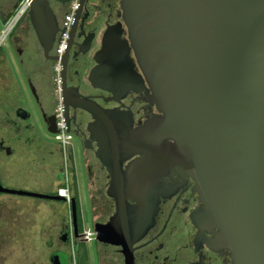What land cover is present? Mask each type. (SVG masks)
<instances>
[{"label": "water", "instance_id": "95a60500", "mask_svg": "<svg viewBox=\"0 0 264 264\" xmlns=\"http://www.w3.org/2000/svg\"><path fill=\"white\" fill-rule=\"evenodd\" d=\"M86 1L79 0L65 52L55 56L49 51L59 23L49 0H29L28 9L43 55L62 65L65 122H76L77 109L92 117L86 129L110 169L107 193L116 204L105 226L127 231L133 214V240L140 238L156 209L149 194L157 176L150 170L179 164L196 180L202 217L219 229L235 264H264V0H119L122 22L106 26L87 73L92 86L118 103L113 108L80 96L66 82L67 53L77 45L70 40L81 34L75 31L83 27ZM139 85L151 91L161 115L135 129L120 106ZM22 111V118L30 114ZM40 112L46 130L55 133V114ZM140 154L147 157L130 159ZM0 191L66 199L1 184ZM128 198L139 203L135 212ZM96 232L102 238L98 226Z\"/></svg>", "mask_w": 264, "mask_h": 264}, {"label": "flooded vegetation", "instance_id": "af4514ba", "mask_svg": "<svg viewBox=\"0 0 264 264\" xmlns=\"http://www.w3.org/2000/svg\"><path fill=\"white\" fill-rule=\"evenodd\" d=\"M19 2L20 0H0V25L4 27ZM53 3L60 5L59 9L63 15L67 12L68 4L49 0L59 23L60 20ZM83 15H85L83 27L81 29L78 27L75 31L81 33L80 36L75 35L70 40V43L73 41L77 45L72 43L67 53L65 64L67 85L76 88L80 96H88L95 100L103 108L116 107L117 102L107 100L110 97L107 91L91 85L87 79V73L95 64L93 56L100 49L102 34L106 26L122 22L119 0H87L81 16ZM122 26L124 27L123 23ZM122 35L126 36L125 29ZM30 38L35 40L34 47L28 44ZM8 48L14 51L15 57L9 54ZM54 49L53 44L49 51L50 56L59 55L54 52ZM64 52L65 50L61 54ZM35 55L40 57L41 61L38 65L49 82L47 89L49 100L46 99V101H49L51 105H48V111L44 108L32 81L31 76L35 71V66L34 69H29L27 64L33 61ZM12 58L21 74L22 83H26L27 86L30 83L33 85L36 97L32 95L39 110L47 114H55L57 98L53 77L54 64L57 60L43 55L30 20L29 9L24 10L17 17L0 40V82L6 85L2 88V92L7 97L4 98L5 105L1 109L3 112L1 119L14 133L12 136L0 135V153L4 154V160L0 157V184L5 188H12V179L20 177L18 169L15 171L12 168L11 171L9 169L8 162L11 161L9 158L16 153L13 143L28 141L29 137L26 136L23 139L19 133L21 128L35 129L18 80H16V95L13 99L9 98L7 82L14 80V75H16ZM61 71L60 63V79ZM144 84L147 86L145 81ZM122 102L120 109L131 113L132 125L135 129L145 127L154 116L161 115L152 102L151 91H146L141 85L136 91H129ZM22 109L30 113H27L26 118L21 116L26 115ZM72 112L70 110V113ZM75 113L76 122L71 121L69 125L65 122V124L72 138L73 134L77 135L81 142V161L87 177L86 197L82 196L79 190L77 173L79 165L71 144L63 148L57 141L52 143L48 137H45V140L55 149L58 178L61 179L64 173L67 177L65 182L61 181L62 183L58 184L66 187L69 193V200L57 201L68 203L69 214L59 222L56 233L57 245L52 246V239L47 243L48 246L53 247L49 253L50 264H235L231 248L225 245L219 237V229L207 225L202 217L204 204L195 188L196 180L179 164H170L160 169L150 170L151 174L157 176L156 187L151 186L149 194L152 198L156 197V209L153 213L152 224L140 238L133 240L136 228L132 218L133 214L130 216L127 231L124 228L116 232L112 226L106 227L105 225L110 222L116 211L115 200L107 193L110 169L97 157L98 141L95 137L90 138V132L86 129L87 124L92 121L91 115L81 109H77ZM136 157L146 158L147 154L134 155L130 159ZM129 160L123 162V168H126ZM20 170L24 169L20 168ZM100 178L102 182L95 183ZM49 193H57V190ZM12 194L14 193L0 191V208L7 207L8 198ZM72 199H74V204ZM128 203L133 207L139 204L130 198H128ZM132 210L135 212L136 207ZM96 226L101 230L100 237L102 238L98 237ZM85 229L92 232L90 238L85 236ZM115 237L118 242H114Z\"/></svg>", "mask_w": 264, "mask_h": 264}, {"label": "rangeland", "instance_id": "374dc122", "mask_svg": "<svg viewBox=\"0 0 264 264\" xmlns=\"http://www.w3.org/2000/svg\"><path fill=\"white\" fill-rule=\"evenodd\" d=\"M59 6L58 3H53L57 16L61 20L64 15ZM2 28L3 26L0 25V30ZM28 42L31 47H34L35 40L33 38H30ZM8 51L12 57H15L13 50L8 48ZM13 63L17 74L16 78L20 83V88H23V97L31 112L32 123L38 130L36 128V130L34 128H21L19 133H21L23 139L26 136L29 137L28 141L13 143L14 148L16 147V153L9 158L11 160L8 162L10 164L9 169L10 171L11 168L14 169L13 171L18 169L20 177L12 179V188H21L39 193L55 192L62 186L58 183L65 182L67 178L65 173L61 179L58 178L55 149L52 144L45 140V137H48L52 143L56 141L52 134L47 133L42 114L30 92V87L26 83H22L21 74L14 59ZM7 85L9 98L13 99L17 89L15 80H9ZM48 86L47 78V89ZM4 87H6L5 83L0 82V100L2 101H0V135L12 136L14 133L1 119L3 113L1 109L5 105L4 98H7L2 92ZM47 100L49 99L47 98ZM48 105L49 101L45 107L46 109L49 108ZM70 144L79 165L77 172L79 190L81 195L86 197L87 177L81 161L82 146L79 137L73 134ZM0 157H3L4 160V154L0 153ZM20 168L24 170H20ZM101 182L102 178L95 183L99 184ZM12 195L8 198L9 204H7V207L0 208V264H50L49 253L53 248L52 246L57 245L56 233L59 222L65 215L69 214L68 203H59L27 195ZM50 239H52L51 247L47 245Z\"/></svg>", "mask_w": 264, "mask_h": 264}, {"label": "built area", "instance_id": "2783aa9c", "mask_svg": "<svg viewBox=\"0 0 264 264\" xmlns=\"http://www.w3.org/2000/svg\"><path fill=\"white\" fill-rule=\"evenodd\" d=\"M68 11L64 14L63 18L59 21L58 24V32L56 34V38L54 41L55 49L54 52L56 54H61L67 47L68 33L74 19V13L79 5V0H70L68 3ZM29 0H20L15 13L12 17L6 22L3 29L1 30L0 40L3 38L7 29L15 22L17 17L26 9H28ZM60 61L57 60L54 64L55 74L53 77V83L55 85V94L57 98V106L55 108V116H56V132L52 133L54 140L62 145L63 148H66L70 145V141L72 138L71 132L68 131L65 120H64V110L62 104V95H61V79H60ZM57 194L65 196L67 200H69V193L66 187L62 186L57 190ZM85 236L90 238L92 236V232L89 229H85Z\"/></svg>", "mask_w": 264, "mask_h": 264}, {"label": "crops", "instance_id": "0c3cea01", "mask_svg": "<svg viewBox=\"0 0 264 264\" xmlns=\"http://www.w3.org/2000/svg\"><path fill=\"white\" fill-rule=\"evenodd\" d=\"M40 57L39 56H34L33 57V61H29L27 64H28V68H33L35 66V71L34 73L32 74V81L34 82V85L36 87V90H37V93L40 97V99L42 100V103H43V106L44 108L47 106V101H46V94H47V88H46V85H47V80L45 78V76L42 74V71L40 70ZM39 64V65H38ZM38 65V68H36ZM34 69V68H33ZM17 74L14 75V80H15V83H16V80H17ZM20 84V83H19ZM17 86V85H16ZM22 89V93H23V88L21 87ZM44 101V102H43ZM46 109V108H45ZM48 111V108L46 109ZM35 127V126H34ZM36 128V127H35ZM37 129V128H36ZM38 130V129H37ZM46 139V138H45Z\"/></svg>", "mask_w": 264, "mask_h": 264}]
</instances>
